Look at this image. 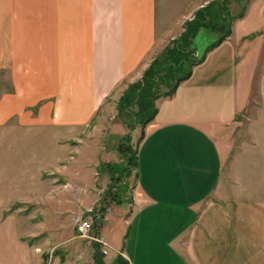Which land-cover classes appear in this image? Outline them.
<instances>
[{"label": "crops", "instance_id": "obj_1", "mask_svg": "<svg viewBox=\"0 0 264 264\" xmlns=\"http://www.w3.org/2000/svg\"><path fill=\"white\" fill-rule=\"evenodd\" d=\"M210 1L0 0V72L10 82L0 139L88 123ZM230 2V35L217 43L222 33L201 27L218 39L203 54L195 47L203 61L156 101L132 213L117 245L105 235L110 217L96 232L105 264L109 254L130 264H264V0H244L238 13ZM37 201L34 191L0 196V264H44L21 214Z\"/></svg>", "mask_w": 264, "mask_h": 264}, {"label": "rangeland", "instance_id": "obj_2", "mask_svg": "<svg viewBox=\"0 0 264 264\" xmlns=\"http://www.w3.org/2000/svg\"><path fill=\"white\" fill-rule=\"evenodd\" d=\"M230 1L235 13L244 6V0H239L236 8ZM178 37L175 33L170 35L153 61L165 63ZM218 37L217 32L204 29L197 33L194 47L203 54ZM132 83L109 97L97 114L79 128L19 132L10 135L9 143L0 139V196L34 191L36 199L41 200L24 205L21 214L34 228L32 243L38 245L44 264H93L95 240L76 232L79 218H92L91 236L100 239L105 251L102 236L96 232L101 233L103 223L110 217L104 231L110 243L117 245L126 226L124 221L132 213L138 186L136 169L130 174L124 170L127 162L123 152L130 146L134 155L148 125L139 122L136 104L131 112L120 111L121 98ZM9 87V75L0 72V93ZM154 89L155 94L165 96L170 86L161 83ZM128 134L131 139L123 142L121 153L120 144ZM230 164L229 158L225 171L230 170ZM105 206L103 213L101 208ZM106 264H119V260L109 254Z\"/></svg>", "mask_w": 264, "mask_h": 264}, {"label": "trees", "instance_id": "obj_3", "mask_svg": "<svg viewBox=\"0 0 264 264\" xmlns=\"http://www.w3.org/2000/svg\"><path fill=\"white\" fill-rule=\"evenodd\" d=\"M229 1L212 0L195 12L193 18L186 22L184 33L175 40V46L169 50L165 63L161 64L155 59L144 72L142 80L129 85L127 93L121 98V112H131L132 105L136 104L139 108L136 113L140 117L141 121L139 122L143 126L153 120L158 112L156 100L162 96L160 93L155 94L153 92L155 90L154 86L167 83L170 86V90L165 96L172 95L180 82L190 77L193 65L203 61L204 57L198 58L196 49L193 46L198 30L201 27H208L220 31L222 34L217 43H220L230 35L233 16L229 11ZM124 138L126 141L121 142L120 150L123 149V142L130 141L131 135L128 134ZM126 147L129 150L124 153L123 149L121 153L123 152L127 162L124 170L130 174L137 168V151L133 155L130 146ZM131 154L133 155L132 158L130 157ZM105 210L106 206L101 208L103 213ZM94 243V264H105L101 244L99 242ZM118 260L119 264H130L129 260L123 255H119Z\"/></svg>", "mask_w": 264, "mask_h": 264}, {"label": "built area", "instance_id": "obj_4", "mask_svg": "<svg viewBox=\"0 0 264 264\" xmlns=\"http://www.w3.org/2000/svg\"><path fill=\"white\" fill-rule=\"evenodd\" d=\"M77 230L79 232V235L81 237L85 238H93L95 241L99 242L100 239L95 236H91L92 228H93V222L91 217H85V218H79L77 220Z\"/></svg>", "mask_w": 264, "mask_h": 264}]
</instances>
